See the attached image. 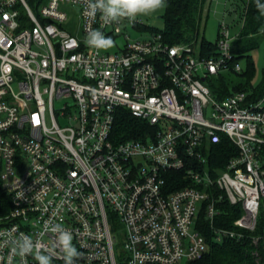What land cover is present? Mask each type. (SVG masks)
I'll return each instance as SVG.
<instances>
[{"label": "built area", "instance_id": "obj_1", "mask_svg": "<svg viewBox=\"0 0 264 264\" xmlns=\"http://www.w3.org/2000/svg\"><path fill=\"white\" fill-rule=\"evenodd\" d=\"M249 2L229 0L243 22ZM85 7L45 0L34 12L25 0H0V184L9 198L0 264H39L35 253L64 264L53 247L58 224L72 233L76 264L188 263L260 224L251 239L264 254V95L216 99L208 85L243 71L229 25L220 23L206 55L199 43L145 31L138 18L103 24ZM128 26L139 33L132 42ZM93 30L111 37L112 51L86 43ZM121 108L151 131L120 139ZM226 206L239 210L233 227L214 226ZM110 213L124 226L122 244ZM29 239L35 252L21 258Z\"/></svg>", "mask_w": 264, "mask_h": 264}, {"label": "trees", "instance_id": "obj_2", "mask_svg": "<svg viewBox=\"0 0 264 264\" xmlns=\"http://www.w3.org/2000/svg\"><path fill=\"white\" fill-rule=\"evenodd\" d=\"M233 2L243 0H232ZM28 7L36 12L45 0H25ZM167 6L163 16L164 29L161 32L164 41L173 43H199L202 53H210L215 48V42H210L201 35V23L203 11L206 8L207 0H166ZM240 3H238V6ZM209 6V5H208ZM240 12V10H236ZM240 15V14H239ZM264 42V0H250L243 28L240 35L233 41V62H239L240 58L246 57L247 69L241 73L227 71L209 80V87L216 99H223L231 93L239 90L252 91L253 98L264 95V73L261 82L253 86L251 79L254 71L253 62L249 52ZM237 78H241V82ZM235 82V83H234ZM231 86V87H230ZM232 90V91H231ZM150 126L135 117L125 108L119 109L115 121V133L120 139L142 137L149 132ZM220 161L227 158V154L220 150L224 146L217 145ZM230 148V147H228ZM177 178L183 176L178 172ZM174 185L179 187L184 183ZM9 210V198L3 193L0 184V216ZM239 216V210L226 206L222 217L218 218L214 226L232 228V221ZM201 230L209 236L210 228L205 219H202ZM261 232V224L255 232H247L245 237L239 241L225 240L222 243H211L209 249L201 258L188 262L187 264H264V254L261 251L255 255L256 246L252 243L251 237Z\"/></svg>", "mask_w": 264, "mask_h": 264}, {"label": "clouds", "instance_id": "obj_3", "mask_svg": "<svg viewBox=\"0 0 264 264\" xmlns=\"http://www.w3.org/2000/svg\"><path fill=\"white\" fill-rule=\"evenodd\" d=\"M85 15L95 18L100 14V21L103 24L128 20L134 22L138 16H147L158 12L167 6L166 0H85ZM86 43L97 49H107L113 46L111 37H106L100 30H93L88 33ZM55 236L54 248H59L63 254L64 264H76L81 253L73 245L72 233L63 228L60 224L51 230ZM35 249L31 239L26 241L22 248L17 251L21 258L33 254ZM35 259L39 264H51L53 256L49 254L35 253Z\"/></svg>", "mask_w": 264, "mask_h": 264}, {"label": "rangeland", "instance_id": "obj_4", "mask_svg": "<svg viewBox=\"0 0 264 264\" xmlns=\"http://www.w3.org/2000/svg\"><path fill=\"white\" fill-rule=\"evenodd\" d=\"M205 6L206 8L203 11V18L201 23V35H203L207 41L215 42L218 39L220 32V23L222 21L229 25V35L234 40L240 35L244 22L240 18L238 12L233 10V6L229 3V0H207ZM164 13L165 8L151 15L138 16L137 18L140 19L142 27L143 29H145V31H162L164 29ZM127 31L129 33V41L132 42L139 37L138 30L133 29L131 26H128ZM143 33L147 34V32ZM123 40V38H118L117 44L119 46H122ZM107 49L109 51H112L113 46ZM249 55L251 56L254 67L251 82L253 86H257L261 82L264 73V42H261L259 46L251 50L249 52ZM239 64L243 70H246L248 65L247 58H240ZM237 79L238 81L236 82H241V78ZM61 103L62 102L60 100H56V107L61 106ZM109 223L112 232L115 236H117L118 242L122 244L124 238L123 235L125 233L123 224H121L120 221L111 213L109 214ZM118 242H116V251L120 249V245ZM176 264L187 263L185 260H182Z\"/></svg>", "mask_w": 264, "mask_h": 264}, {"label": "crops", "instance_id": "obj_5", "mask_svg": "<svg viewBox=\"0 0 264 264\" xmlns=\"http://www.w3.org/2000/svg\"><path fill=\"white\" fill-rule=\"evenodd\" d=\"M210 3H211V1H210Z\"/></svg>", "mask_w": 264, "mask_h": 264}]
</instances>
